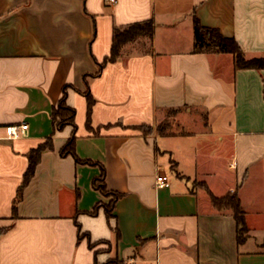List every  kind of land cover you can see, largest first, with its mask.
Listing matches in <instances>:
<instances>
[{"label":"crops","instance_id":"obj_1","mask_svg":"<svg viewBox=\"0 0 264 264\" xmlns=\"http://www.w3.org/2000/svg\"><path fill=\"white\" fill-rule=\"evenodd\" d=\"M195 17L247 58L264 57V0H0V264H264V69L195 52ZM148 19L153 37L94 75L114 27ZM65 86L76 127L59 129ZM23 122L26 134L8 138L6 126ZM73 135L75 155H61ZM48 137L54 149L14 210L28 153ZM102 168L107 190L121 194L110 219L103 206L92 213L105 201ZM209 191H237L244 241Z\"/></svg>","mask_w":264,"mask_h":264},{"label":"trees","instance_id":"obj_2","mask_svg":"<svg viewBox=\"0 0 264 264\" xmlns=\"http://www.w3.org/2000/svg\"><path fill=\"white\" fill-rule=\"evenodd\" d=\"M96 34V30L94 29V36ZM154 34V21L152 19H148L141 22H135L129 24L127 26H115L113 31V40L110 54L105 58L102 63H99V70L94 75L100 74L103 68L110 62H115L121 55L122 50L125 45L128 43L134 42L140 37H148L152 38ZM194 51L195 52H215V53H228L232 55L234 59V64L236 68L243 69H264V57H254L247 58L245 56L244 51L241 46L233 37H226L221 33L218 28L207 27L204 26L197 17L194 20ZM86 77V75L84 76ZM87 99V118L88 124L90 123L92 108L95 103V99L91 95L89 89L83 92ZM66 94H67V86L64 88V94L62 99L60 100L58 106L53 110V119L57 125V128H63L65 125H72L76 127L75 117L76 110L67 105L66 102ZM169 123L165 124L162 122L157 126V131L159 133H165L169 128ZM144 133H149L153 130L152 126L142 125L139 126ZM75 136H71L69 140L66 142L64 147L61 149V155H75ZM54 149L53 139L52 137H48L45 142L39 144L37 148L32 149L28 153L29 165L24 173L22 183L20 184L17 196L13 203V208L16 210L17 204L21 201L23 197L24 189L30 183L33 178L37 165L41 160V156L44 151ZM77 161L80 159L77 157ZM105 168H102V172L100 177L97 179L96 186L98 190L101 191L103 195L111 197L109 204H104L102 201L97 204L95 209L93 210V214L97 213L98 207L103 206L106 211V215L108 219L112 217V213L115 208V204L117 200L120 198L121 194L117 192H111L107 190L105 184ZM204 188H207L206 184H203ZM209 195L212 199L213 204L219 208H229L232 210L233 215L237 221V237L239 243L244 241L247 233H248V225L246 221V212L242 207L241 200L238 196L237 191L227 194L223 197L215 196L211 191H209ZM117 231V237H120V232ZM81 239V237H79ZM93 248V245H90ZM120 260L118 257L110 258L105 264H119Z\"/></svg>","mask_w":264,"mask_h":264},{"label":"built area","instance_id":"obj_3","mask_svg":"<svg viewBox=\"0 0 264 264\" xmlns=\"http://www.w3.org/2000/svg\"><path fill=\"white\" fill-rule=\"evenodd\" d=\"M111 1L115 2L116 0H111ZM28 128H29V125L26 122H23L20 124H10V125L6 126L7 136L10 139H17V138L25 135ZM156 183H157L158 188H164L169 184L167 177L165 175H162V174L157 175Z\"/></svg>","mask_w":264,"mask_h":264},{"label":"rangeland","instance_id":"obj_4","mask_svg":"<svg viewBox=\"0 0 264 264\" xmlns=\"http://www.w3.org/2000/svg\"><path fill=\"white\" fill-rule=\"evenodd\" d=\"M171 120H172V119H170V120L167 119V120L165 121V124L170 123ZM178 124H179V122H178ZM178 127H180L181 129L188 130V126H185V125H182V124H179ZM174 167H175V166H173V168H174ZM192 184H193V186H194L195 188H204V186H203L204 182H202V181L195 180V181L192 182ZM104 198H105V201H103V203H104V204H109L111 197H108V196L104 195Z\"/></svg>","mask_w":264,"mask_h":264}]
</instances>
